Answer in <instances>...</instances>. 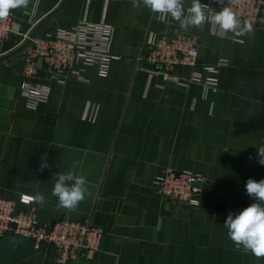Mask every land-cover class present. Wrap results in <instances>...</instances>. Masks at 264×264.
Returning <instances> with one entry per match:
<instances>
[{
  "label": "crops",
  "instance_id": "1",
  "mask_svg": "<svg viewBox=\"0 0 264 264\" xmlns=\"http://www.w3.org/2000/svg\"><path fill=\"white\" fill-rule=\"evenodd\" d=\"M60 2L30 0L27 9L13 10L10 38H24ZM190 4L185 0V9ZM83 21L113 29L105 75L78 63L79 77L57 83L39 68L49 96L29 109L19 92L24 59L0 64V196L13 199L16 210L34 209L43 222L88 219L102 230L99 248L88 259L59 263L42 245L4 235L0 264H264V257L237 250L224 227L229 212L254 202L247 180L264 179L257 158L264 145V13L236 42L207 23L185 31L170 16L133 8L132 0H67L38 34ZM172 28L198 44L199 65L180 68L178 78L193 70L211 76L202 66L224 58L216 87H185L138 63L150 38ZM249 108L254 114L246 117ZM45 154L52 167L40 172ZM74 164L88 193L76 210L58 211L53 176ZM164 167L203 176L207 189L196 208L179 210L154 194L153 178ZM37 193L43 206L21 199Z\"/></svg>",
  "mask_w": 264,
  "mask_h": 264
},
{
  "label": "built area",
  "instance_id": "2",
  "mask_svg": "<svg viewBox=\"0 0 264 264\" xmlns=\"http://www.w3.org/2000/svg\"><path fill=\"white\" fill-rule=\"evenodd\" d=\"M213 11L220 6L205 0ZM242 22L257 25L264 13V0H225ZM15 32L12 28V14L0 19V48ZM113 29L104 23L80 22L69 30L45 31L38 34L21 55L24 56V70L19 87L20 95L26 101V107L36 109L47 101L48 85L40 82L42 71L37 67V58H42L45 77L57 83L64 82L69 75L80 76L78 63L98 66L100 75L108 72L114 56L109 51ZM227 38L242 42L243 36L229 33ZM146 53H139L137 61L151 73H160L177 84L187 87L190 83L216 87L215 73L226 66L227 60L220 58L213 65H203L211 76L202 77L200 71L193 70L186 80L178 78L182 67L195 68L199 65L198 44L195 38L186 36L176 28L157 33L147 43ZM2 54V53H0ZM206 180L199 173L190 170L162 168L153 178L154 194L162 203L176 209L196 208L201 195L206 191ZM22 201L28 203L23 196ZM17 235L42 245L56 262L75 263L90 258L99 248L102 230L88 219L71 220L62 218L54 222H43L34 209L16 210L15 202L9 197L0 196V236Z\"/></svg>",
  "mask_w": 264,
  "mask_h": 264
},
{
  "label": "clouds",
  "instance_id": "3",
  "mask_svg": "<svg viewBox=\"0 0 264 264\" xmlns=\"http://www.w3.org/2000/svg\"><path fill=\"white\" fill-rule=\"evenodd\" d=\"M29 2L30 0H0V19L9 17L13 10L27 9ZM212 3L219 5L220 10L213 11L209 4L201 3V0H191L187 9H185V0H132L133 8H140L143 5L156 14L158 19L170 16L185 31L190 27L202 29L207 23L224 37H227L229 33L243 36L253 32L252 24L247 21L242 22L233 9L225 4V0H212ZM253 114L252 108L245 112L246 117ZM257 158L258 163L264 165V145L257 148ZM77 166L74 164L66 173L58 172L53 176L55 180L51 194L57 198L58 211L76 210L88 193L87 179L83 175L76 174ZM51 167L45 154L41 157L39 171L43 172ZM245 189L254 202L238 213L229 212L224 227L227 229L228 238L235 244L237 250L242 249L260 258L264 257V179L256 181L249 178ZM25 200L41 206L45 204V196L42 193L26 196Z\"/></svg>",
  "mask_w": 264,
  "mask_h": 264
},
{
  "label": "water",
  "instance_id": "4",
  "mask_svg": "<svg viewBox=\"0 0 264 264\" xmlns=\"http://www.w3.org/2000/svg\"><path fill=\"white\" fill-rule=\"evenodd\" d=\"M66 2H67V0H61L59 5L55 9H53L51 12H49L43 18H41L39 21H37L32 26V28L29 30V32L23 38V40L21 41V43L19 45H17L16 47L12 48L11 50H9L3 54H0V64L22 54L28 47H30L33 39L36 38L39 30L43 26H45L53 17H55L63 9ZM41 65H42V58L38 57L37 58V67L42 68L44 70V68Z\"/></svg>",
  "mask_w": 264,
  "mask_h": 264
},
{
  "label": "rangeland",
  "instance_id": "5",
  "mask_svg": "<svg viewBox=\"0 0 264 264\" xmlns=\"http://www.w3.org/2000/svg\"><path fill=\"white\" fill-rule=\"evenodd\" d=\"M23 40V38H19V39H16V38H10L1 48H0V53H5L9 50H11L12 48L16 47L17 45H19L21 43V41ZM21 55V54H20ZM18 55L16 57V59H20V58H23L24 59V56L23 55Z\"/></svg>",
  "mask_w": 264,
  "mask_h": 264
}]
</instances>
